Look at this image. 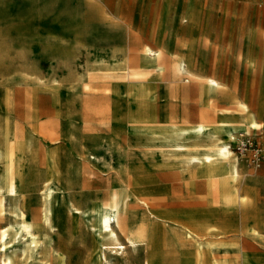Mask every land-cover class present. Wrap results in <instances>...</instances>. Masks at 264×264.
Listing matches in <instances>:
<instances>
[{
	"label": "rangeland",
	"instance_id": "rangeland-1",
	"mask_svg": "<svg viewBox=\"0 0 264 264\" xmlns=\"http://www.w3.org/2000/svg\"><path fill=\"white\" fill-rule=\"evenodd\" d=\"M220 4L179 24L176 0H0V264H143L139 229L204 264H264V0ZM135 32L167 66L125 51ZM187 63L220 87L179 78ZM222 143L237 175L216 166L209 188L191 171Z\"/></svg>",
	"mask_w": 264,
	"mask_h": 264
},
{
	"label": "bare ground",
	"instance_id": "bare-ground-1",
	"mask_svg": "<svg viewBox=\"0 0 264 264\" xmlns=\"http://www.w3.org/2000/svg\"><path fill=\"white\" fill-rule=\"evenodd\" d=\"M176 1L182 8L185 9V12L183 14H179V16H177V21L179 22V24H183V22L186 23L187 20H191L194 14L197 13V11H203L204 8L212 7L218 10L215 7H217L216 5L220 4L217 3L216 0H204L203 2L198 0ZM253 2H255V0H230L229 2H225L222 4L225 5L229 17L232 18V11L235 7H240L241 10H244L248 7L249 4ZM177 45L178 47H183L182 44L178 43ZM125 51H127L131 56L137 55L138 57L139 55H141L145 63H151V61H153L157 65L167 66L170 58L166 48L162 46L153 47L150 43L140 44L138 42V38L135 42V45ZM178 71L179 78L181 79H183V75L190 76L192 84L196 85L200 93H202L203 91H214L221 85L219 77L215 76L214 74H204L203 72L200 75L193 74L190 71L189 63H187L186 65L181 64ZM240 110L243 112L244 119L248 123L249 127L254 129L260 128V125L257 123L252 113L248 112V110L245 109ZM202 127L203 126H199L200 129ZM228 136L230 140H234L232 134L228 133ZM218 155L219 160L214 161L209 156H205L203 159H197L196 165H194V168L191 171L193 176L208 177L209 188H212V181L214 182V176L212 174L215 171L216 166L222 165V167H225L227 173L232 178L236 177L237 175L236 158L231 157L232 153L230 152V146L228 143L221 144L218 150ZM8 192L11 196H16V186L12 181L9 182ZM127 198V193H112L109 203H105V209H110L111 211L116 212L117 217L120 218L122 217V215H120L118 212L127 206ZM234 200L235 196L232 191H229L225 194L226 202L230 203ZM73 209L75 213L80 212V210L76 207H74ZM128 242L129 247H132L133 250H137V252L141 251L142 245H144L145 258L143 264H204V252L198 247H196L192 252H182V250H178V248L163 252L159 250L158 244L156 243L154 238H152L151 236L147 237L142 229L134 232ZM120 249H123V247H120ZM255 259L256 258L254 257V255H252L251 260L255 261Z\"/></svg>",
	"mask_w": 264,
	"mask_h": 264
},
{
	"label": "built area",
	"instance_id": "built-area-1",
	"mask_svg": "<svg viewBox=\"0 0 264 264\" xmlns=\"http://www.w3.org/2000/svg\"><path fill=\"white\" fill-rule=\"evenodd\" d=\"M248 146H250L249 141H245V142L241 143V146H240L237 150H238V151L246 150V148H247ZM256 155H258V151L255 152V155H254V156H256ZM259 156H260V154L258 155V157H259Z\"/></svg>",
	"mask_w": 264,
	"mask_h": 264
},
{
	"label": "crops",
	"instance_id": "crops-1",
	"mask_svg": "<svg viewBox=\"0 0 264 264\" xmlns=\"http://www.w3.org/2000/svg\"><path fill=\"white\" fill-rule=\"evenodd\" d=\"M132 36H134V38L137 40V32H135Z\"/></svg>",
	"mask_w": 264,
	"mask_h": 264
}]
</instances>
